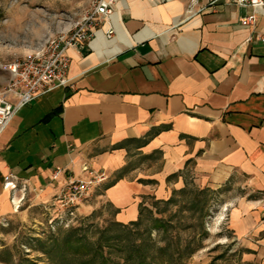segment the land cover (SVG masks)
Here are the masks:
<instances>
[{"label": "crops", "instance_id": "obj_1", "mask_svg": "<svg viewBox=\"0 0 264 264\" xmlns=\"http://www.w3.org/2000/svg\"><path fill=\"white\" fill-rule=\"evenodd\" d=\"M253 13L228 0H120L113 36L101 24L70 47L67 85L37 95L0 134V220L22 192L49 200L89 170L110 179L155 160L104 185L118 221L191 181L235 187L222 214L246 258L264 264V14L240 21Z\"/></svg>", "mask_w": 264, "mask_h": 264}, {"label": "rangeland", "instance_id": "obj_2", "mask_svg": "<svg viewBox=\"0 0 264 264\" xmlns=\"http://www.w3.org/2000/svg\"><path fill=\"white\" fill-rule=\"evenodd\" d=\"M88 3L89 0H0V89L11 77L6 65L36 51L54 36L69 33ZM155 162L129 161L110 179L106 171L92 170L96 176L103 174V179L71 209L57 199L60 191L49 200L22 192L14 214L0 220V264H26L23 259L38 264H74L75 246H62L77 235L103 245L106 261L111 264H141L144 256L156 264H261L246 258L250 250L233 241L227 217L222 214L235 187L213 188L191 181L175 191L171 200L146 195L140 204L141 214L139 211L133 220H139L138 224L118 221L116 208L104 194V185L120 176L136 177L133 170H154ZM54 238L64 253L50 249ZM77 257L96 264L101 260L80 252Z\"/></svg>", "mask_w": 264, "mask_h": 264}, {"label": "built area", "instance_id": "obj_3", "mask_svg": "<svg viewBox=\"0 0 264 264\" xmlns=\"http://www.w3.org/2000/svg\"><path fill=\"white\" fill-rule=\"evenodd\" d=\"M120 0H89L83 16L76 22L68 33H61L49 39L37 48L36 51L16 59L6 65L10 72L9 82L0 89V134L10 123L15 113L25 104L32 101L37 95L56 86H66L69 80L68 71L71 59L67 54L69 47H76L89 42L95 36V29L99 25L109 27L105 30L107 37H112L115 28L111 16ZM162 1V0H159ZM217 1V0H212ZM241 6H252L255 13L242 17L241 24L254 26L257 13L264 14V0H228ZM199 0H191L197 4ZM191 11V9H190ZM261 40L264 41V35ZM89 177L70 180L56 195L65 208L75 207L81 200L89 196L91 188L103 179V174L94 175L88 171ZM16 176L8 173L4 177V187L15 190L18 183Z\"/></svg>", "mask_w": 264, "mask_h": 264}, {"label": "trees", "instance_id": "obj_4", "mask_svg": "<svg viewBox=\"0 0 264 264\" xmlns=\"http://www.w3.org/2000/svg\"><path fill=\"white\" fill-rule=\"evenodd\" d=\"M169 200H171V198ZM141 206H143V204ZM142 208L140 209V214H141ZM138 223H139V220L131 221L127 225H133V224H138ZM74 232L75 231L73 230V232L71 234L74 235ZM84 239H85L84 237L77 235L71 241V238L69 237L67 243H64V245L62 246L61 243L59 242V240L57 238H54V240L50 243V249H52V248H56L57 250L60 249V252L64 253L62 251V247H65L66 244L67 245L73 244L75 246V249L73 251L72 259L76 260V262L74 264H96L93 261H87V260H81L80 261V259L78 260V257H77L78 252H80L81 254H83V253L88 254L89 256H91L90 259L93 258L96 260V259H98V257H100L101 260L97 264H111V262L106 261L105 249H104L103 245H101L100 243L85 241ZM46 252H49V251H46ZM147 258H148L147 256H144V261H142L141 264H156V263H153L152 260H150L149 258L147 259ZM22 261H24L26 264H38V263L33 262L29 259H23ZM72 263L73 262H71V261L67 262V264H72ZM17 264H21V263H17Z\"/></svg>", "mask_w": 264, "mask_h": 264}]
</instances>
